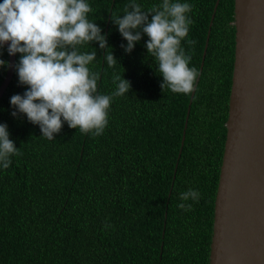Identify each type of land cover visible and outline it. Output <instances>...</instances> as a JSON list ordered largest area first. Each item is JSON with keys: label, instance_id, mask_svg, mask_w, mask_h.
I'll return each mask as SVG.
<instances>
[{"label": "trees", "instance_id": "1", "mask_svg": "<svg viewBox=\"0 0 264 264\" xmlns=\"http://www.w3.org/2000/svg\"><path fill=\"white\" fill-rule=\"evenodd\" d=\"M87 2L88 18L108 41L107 49L95 41L80 46L96 51L89 67L99 73V93L116 90L114 74L131 89L113 99L102 135L65 122L48 140L26 115H11L10 97L27 87L15 71L0 99V123L22 155L12 156L7 169L0 164V264H210L235 61V0L219 1L212 26L217 0H181L192 5L193 20L182 47L199 72L211 28L186 129L192 92L161 89L146 35L131 53L121 47L127 41L112 14L123 15L130 0ZM161 2L136 0L144 10ZM0 51L9 62L7 45ZM111 51L114 67L105 59ZM7 70L0 68V85ZM189 189L200 192L198 202L180 200Z\"/></svg>", "mask_w": 264, "mask_h": 264}, {"label": "clouds", "instance_id": "2", "mask_svg": "<svg viewBox=\"0 0 264 264\" xmlns=\"http://www.w3.org/2000/svg\"><path fill=\"white\" fill-rule=\"evenodd\" d=\"M90 12L87 0L0 3V50L7 45L9 55L20 54L14 68L19 84L27 86L23 94L10 97L15 109L11 115H26L48 140H54L65 122L81 133L102 135L113 99L131 89L128 79L114 74L116 90L111 94L99 93V73L89 67L96 60V51H81L80 46L95 41L101 49H107L108 41L101 27L88 18ZM191 12L192 5L181 0H162L147 10L136 0H130L123 15L112 14L113 23L127 41L126 45L121 44L125 52L131 53L143 35L148 37L145 47L156 62L157 73L163 77L162 90L189 94L200 75L189 66L191 56L182 47L193 23L188 15ZM105 59L109 67L118 61L112 51L106 52ZM12 66L0 59V68ZM9 137L8 125L0 123V164L4 169L11 165L12 156L22 155ZM200 195L198 190L189 189L180 193V200L198 202ZM178 207L190 211L192 204L180 203Z\"/></svg>", "mask_w": 264, "mask_h": 264}, {"label": "water", "instance_id": "3", "mask_svg": "<svg viewBox=\"0 0 264 264\" xmlns=\"http://www.w3.org/2000/svg\"><path fill=\"white\" fill-rule=\"evenodd\" d=\"M234 17L235 61L210 264H264V0H235ZM210 31L211 28L185 129L205 63ZM16 61L17 54L9 55V64L13 66L8 67L0 85V99L12 81ZM184 139L185 134L182 144Z\"/></svg>", "mask_w": 264, "mask_h": 264}]
</instances>
